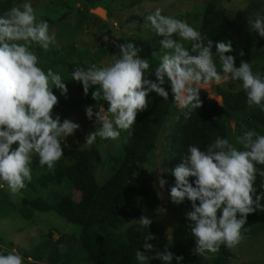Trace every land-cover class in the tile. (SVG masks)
<instances>
[{"label":"clouds","instance_id":"clouds-1","mask_svg":"<svg viewBox=\"0 0 264 264\" xmlns=\"http://www.w3.org/2000/svg\"><path fill=\"white\" fill-rule=\"evenodd\" d=\"M161 13L157 8L145 18L144 25L163 37L160 44L166 51L155 67L148 59L138 56L140 50L132 43H123L115 45L118 52L106 66L93 64L71 70V80L82 85L85 96L94 88L91 95L97 101L95 106L85 108L86 117L89 120L95 117V124H99V128L95 127L86 136V143L91 144L97 137L118 139V129H130L137 114L147 110L146 98L150 93L169 99L166 83L175 106L185 118L192 110L202 107L199 95L202 84L219 85L229 79L242 82L248 106L255 105L264 111V78L252 71L248 61L241 60L236 67L235 57L225 55L232 51L231 41L215 43V55L220 61L218 70L213 60V41L186 21ZM248 25L264 38V15L257 13L254 19L248 20ZM54 41L55 36L49 35L48 23L37 22L27 0L0 16V188L7 186L13 194L24 189L25 181L32 179L29 165L33 154L39 157L41 166L52 170L63 156L62 142L80 128L70 119L61 122L58 114L53 115L58 97L52 88L66 95V84L52 69L45 73L31 50L33 43L46 50ZM182 41L190 42V49ZM156 55L152 52V57ZM239 55L243 56V51ZM103 102L107 103V110ZM93 107L97 109L95 112ZM238 141L243 150L219 137L205 151L189 145L181 157L182 162L170 170L175 178L169 193L171 201L180 204L187 199L191 202V211L185 215L195 238L194 253H215L222 245L235 247L243 239L241 229L247 223V216L257 209L264 210L254 187L256 175L264 177V171L255 166L264 165V135L247 130ZM14 144L17 147L13 148ZM189 177L194 178L191 183ZM166 183L158 179L160 189ZM135 221L144 230L153 222L144 215ZM143 235L144 251H136L137 261L144 264L158 259L163 264H171L175 258L177 264H181L183 256H174L168 245L163 251L156 249L148 243L156 237L151 233ZM147 252L154 254L148 256ZM0 264H23V257L13 249L7 254L0 253Z\"/></svg>","mask_w":264,"mask_h":264},{"label":"rangeland","instance_id":"rangeland-1","mask_svg":"<svg viewBox=\"0 0 264 264\" xmlns=\"http://www.w3.org/2000/svg\"><path fill=\"white\" fill-rule=\"evenodd\" d=\"M209 0H102L94 6L83 5L80 0H27L34 9L37 22L46 21L49 25V35L55 36L54 45H72L73 54L65 61L52 69L58 73L63 83L66 84L67 93L61 95L59 89L53 86V94L58 97V103L54 106L55 112H63L64 117L78 123L80 128L71 136H68L61 144L63 153H67L73 148L89 150L95 148L100 156V164L93 168V177L100 183L110 173L111 162L109 156L117 153L120 142L118 139H102L97 137L91 144L86 143V136L99 128L95 124V117L89 120L85 114L86 106H95L97 101L92 99L90 88L88 95L83 93L82 85L71 80V70L76 66L85 68L95 64L98 67L106 66L110 63L112 55L118 52L116 44L132 43L140 51L138 56L148 59L150 64L155 67L159 63V57L166 50L163 48L156 51V57L148 53L145 48L147 41L153 36L154 32L150 28L144 27L145 18L153 13L157 8L162 10V15L186 21L195 30L201 23V17L206 3ZM216 5L224 11L231 20L230 35L238 54L235 57V66L239 67L241 60L248 61L252 65V71L259 73L264 78V59L258 57L240 56L244 47V33L251 31L248 20L254 19L257 13L264 15V0H214ZM25 0H0V7L4 8L0 15L14 6H20ZM5 6H3V4ZM175 39L180 40L178 36ZM22 43V42H21ZM186 47L188 41H182ZM38 44L33 43L31 50L34 52ZM220 66V61H219ZM150 74V73H149ZM149 78H155L150 76ZM215 84H202L200 93H204L207 98L213 96L220 97L213 88ZM225 96L242 88V82L231 80L217 85ZM199 93V94H200ZM215 101V100H214ZM217 103V101H215ZM104 103L107 110V103ZM94 112L97 110L93 107ZM255 110V111H254ZM180 110L171 112L161 124L157 134L153 149L146 161L140 165L139 175L146 181L150 190V197H154V204L144 209L141 214L131 219L123 226L135 224L139 234L151 233L156 239L148 241L160 251L165 245L174 256H191L194 249L189 247L184 240V229L186 225V213L191 210L179 209L177 211L168 210L166 207L165 190L169 187L172 178L168 167L170 151L172 149L173 132L176 126ZM251 112H260L264 117V111L258 106H246L239 111L231 112L229 122L226 123V135L237 149L242 150L238 141V132L245 129L242 120L250 121ZM107 115V112L104 113ZM263 114V115H262ZM62 122V121H61ZM252 125L262 128L258 122L250 121ZM119 131V129H118ZM65 145H67L65 147ZM37 161V168L31 169V176L51 171L47 166H41L39 157L32 155V161ZM61 163L66 166L64 159L55 162L54 167ZM158 179H164L167 183L163 189L158 185ZM26 185V183H25ZM0 195L7 201L12 202L13 208L5 214L0 213V252H7L15 249L22 257V252L40 240L50 236L52 239L66 236L69 234L77 235L78 225L68 222L52 210L32 211L30 219L21 218L16 207L22 198H33L35 196L45 198L55 203L63 197L72 201H77L80 197L68 182L47 183L44 187L35 184L33 187L25 186L20 192L13 194L7 186L0 188ZM255 198V197H254ZM264 199V195L261 197ZM142 215L152 219V224L148 229H142L138 220ZM243 239L238 245L227 248L229 256L223 264H264V230H257L252 225L245 224L241 229ZM148 252V256L153 255ZM23 264H49L43 260H35L23 257ZM144 264H163L158 259L145 261Z\"/></svg>","mask_w":264,"mask_h":264},{"label":"trees","instance_id":"trees-1","mask_svg":"<svg viewBox=\"0 0 264 264\" xmlns=\"http://www.w3.org/2000/svg\"><path fill=\"white\" fill-rule=\"evenodd\" d=\"M80 1L83 5L94 6L102 0ZM1 7L0 12L4 9ZM2 15L3 13L0 16ZM231 25L232 22L224 11L216 5L214 0H209L203 10L197 31L213 41V60L218 70L220 66L219 58L215 55L216 42L231 41L232 51L225 55L238 54L230 35ZM173 38L175 39V36ZM161 39L163 37L153 34L145 44L148 53L162 49ZM243 39V56L264 59V38L251 30L245 31ZM190 47V42H188L186 48L190 49ZM73 51L72 45L57 46L54 44H50L46 50L39 45L34 49V53L38 57V66L45 73L48 69H53L65 61L73 54ZM164 87L170 93L168 100L158 97L155 93H150L146 98L149 103L147 110L137 114L136 122L130 129L119 130L118 151L109 156L110 173L100 183L96 182L93 177V168L101 161L95 148L89 150L73 148L67 153H63L59 159L66 161L65 167L59 163L51 171L32 176L30 181H25L26 185L30 187L35 184L44 187L47 183L65 181L79 192L80 197L77 201L63 197L55 203L38 196L20 200L16 212L21 218L30 219L34 210H52L79 227L76 236L69 234L55 239L48 236L40 240L24 250L23 257L43 260L49 264H141L136 260L135 253L137 250L144 251L142 248L144 237L139 234L135 224H129L124 229L123 226L154 204L155 199L150 197V190L146 181L139 175V169L153 149L164 119L178 109L172 100L167 83ZM213 88L217 94L221 95V105H217L214 100L207 98L204 93H200L202 107L192 110L188 118H185L183 112L178 115L168 160L170 170L182 162L181 157L186 154L189 145H195L205 151L217 137L225 138L226 123L233 119L230 118V113L248 106L246 92L243 88L228 96H225L217 85H214ZM52 111L53 115L60 116L61 121L65 119L63 112H55L54 108ZM249 119L260 123L262 128L252 125L243 117L245 129L238 132L239 137L247 130H255L258 134L264 135V117L261 116V113L251 112ZM12 147L15 148L17 145L14 144ZM30 166L33 169L37 168V161H32ZM255 166L258 170L264 171V165L256 164ZM171 178L172 181L165 190L167 209L171 211L191 210V202L187 199L180 204L171 201L170 188L175 182L172 174ZM188 179L191 183L194 178L189 177ZM254 187L257 194L262 197L264 195V177L257 174ZM259 204L264 208V199L261 198ZM12 208V202L0 195V213L5 214ZM237 215L239 217V214ZM189 223L186 221L184 240L189 247L195 249V238L191 235ZM247 224L257 230H264V210L257 209L254 213L249 214ZM145 254L148 255V252ZM229 254L227 248L222 245L215 253L206 251L203 255L185 256L181 264H223ZM171 264H177L175 258Z\"/></svg>","mask_w":264,"mask_h":264},{"label":"water","instance_id":"water-1","mask_svg":"<svg viewBox=\"0 0 264 264\" xmlns=\"http://www.w3.org/2000/svg\"><path fill=\"white\" fill-rule=\"evenodd\" d=\"M212 97H213V96H212ZM212 99H214L215 101H217V105H220V103H219V99H220V97H218V98L213 97Z\"/></svg>","mask_w":264,"mask_h":264}]
</instances>
